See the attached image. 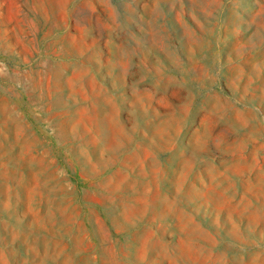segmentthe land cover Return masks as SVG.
<instances>
[{"label": "rangeland", "instance_id": "374dc122", "mask_svg": "<svg viewBox=\"0 0 264 264\" xmlns=\"http://www.w3.org/2000/svg\"><path fill=\"white\" fill-rule=\"evenodd\" d=\"M0 264H264V0H0Z\"/></svg>", "mask_w": 264, "mask_h": 264}]
</instances>
